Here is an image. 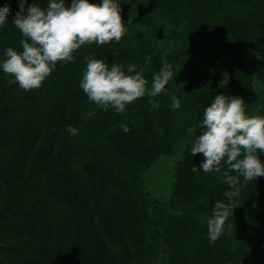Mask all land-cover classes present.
<instances>
[{
  "label": "trees",
  "instance_id": "obj_1",
  "mask_svg": "<svg viewBox=\"0 0 264 264\" xmlns=\"http://www.w3.org/2000/svg\"><path fill=\"white\" fill-rule=\"evenodd\" d=\"M33 3L45 9L49 0ZM119 3V42L82 46L25 92L2 69L6 49L22 52L25 38L12 24L18 0H0L10 7L0 26V264H264V177L240 178L237 207L210 242L207 220L231 189L219 173L199 171L202 154L190 156L204 109L218 95L217 63L245 114L264 117V0ZM85 57L125 72L135 65L149 88L168 64L174 76L158 96L118 114L79 87ZM89 112L95 115L86 119ZM178 149L171 198L152 197L143 173ZM257 155L264 163V153Z\"/></svg>",
  "mask_w": 264,
  "mask_h": 264
},
{
  "label": "clouds",
  "instance_id": "obj_2",
  "mask_svg": "<svg viewBox=\"0 0 264 264\" xmlns=\"http://www.w3.org/2000/svg\"><path fill=\"white\" fill-rule=\"evenodd\" d=\"M18 8L12 24L25 38L20 41L22 52L6 49L2 69L25 92L40 88L57 64L73 61V53L82 46L119 42L125 33L119 0H101L99 4L71 0L67 6L64 0H49L45 9L28 4V0H18ZM9 14V6L0 7V26L7 24ZM85 60L86 70L79 87L95 106L112 108L118 114L145 95L158 96L174 76L172 65L168 64L153 75L149 88L143 69L137 70L135 65H128L125 72L115 63L109 67L103 60L88 57ZM171 99V107L179 109V98L173 95ZM245 105L239 96L216 95L204 109L200 125L204 131L190 148V156L203 155L199 171L219 173L222 183L231 189L223 194L227 203L217 201L212 217L207 220L210 242L224 233L225 223L237 207L234 198L241 190L240 178L253 182L264 177V163L257 155L264 153V117L247 116ZM93 115L94 112H89L85 118ZM120 127L125 133L129 131L124 124ZM67 131L72 136L78 132L71 126ZM188 131L195 134V126ZM192 171L198 169L193 166Z\"/></svg>",
  "mask_w": 264,
  "mask_h": 264
},
{
  "label": "rangeland",
  "instance_id": "obj_3",
  "mask_svg": "<svg viewBox=\"0 0 264 264\" xmlns=\"http://www.w3.org/2000/svg\"><path fill=\"white\" fill-rule=\"evenodd\" d=\"M249 66H253L252 59H248ZM218 95L235 96L228 84V74L221 63H217ZM181 157V149L172 154L160 155L142 175L143 183L154 198L167 201L171 198L174 183V167Z\"/></svg>",
  "mask_w": 264,
  "mask_h": 264
}]
</instances>
